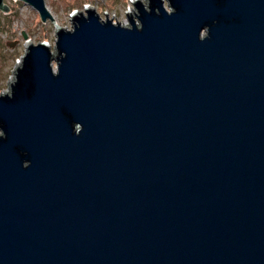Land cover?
Segmentation results:
<instances>
[{
  "label": "water",
  "instance_id": "water-1",
  "mask_svg": "<svg viewBox=\"0 0 264 264\" xmlns=\"http://www.w3.org/2000/svg\"><path fill=\"white\" fill-rule=\"evenodd\" d=\"M133 5L0 92V264H264V0Z\"/></svg>",
  "mask_w": 264,
  "mask_h": 264
},
{
  "label": "rangeland",
  "instance_id": "rangeland-1",
  "mask_svg": "<svg viewBox=\"0 0 264 264\" xmlns=\"http://www.w3.org/2000/svg\"><path fill=\"white\" fill-rule=\"evenodd\" d=\"M133 1L135 0H45L54 20L43 22L39 13L27 4L4 0L9 11L0 10V92L9 90V79L13 77V70L24 56L26 45L31 40L36 44L46 42L54 50L58 29H71L73 15L83 12L91 5L100 11L102 19L116 14L120 23L128 26L127 13L134 10ZM24 33L27 39L24 38ZM9 43L15 45L11 47Z\"/></svg>",
  "mask_w": 264,
  "mask_h": 264
}]
</instances>
